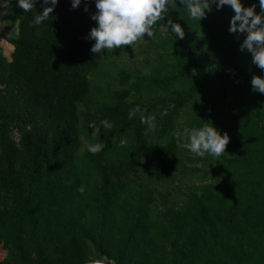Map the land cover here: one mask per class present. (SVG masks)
Listing matches in <instances>:
<instances>
[{"label": "trees", "instance_id": "1", "mask_svg": "<svg viewBox=\"0 0 264 264\" xmlns=\"http://www.w3.org/2000/svg\"><path fill=\"white\" fill-rule=\"evenodd\" d=\"M177 3L184 38L145 34L141 68L118 61L142 40L91 53L94 0H59L35 26L41 0L6 4L17 33L10 57L0 46V264H264V94L251 87L264 73L228 31L230 7L199 21ZM137 106L154 130L128 118ZM205 124L228 133L226 152L184 158L175 134ZM188 173L202 181L169 203L159 187Z\"/></svg>", "mask_w": 264, "mask_h": 264}, {"label": "clouds", "instance_id": "2", "mask_svg": "<svg viewBox=\"0 0 264 264\" xmlns=\"http://www.w3.org/2000/svg\"><path fill=\"white\" fill-rule=\"evenodd\" d=\"M59 0H41L42 11L36 14L31 26L39 25L46 21ZM82 0H71L73 9L80 6ZM17 7L23 12H31L36 0H16ZM96 11L92 13L91 20L95 21L85 39L92 40L91 53L96 56L111 49L121 48L125 45L131 47L138 41L155 38L156 34L167 35L171 33L175 39L184 38L181 24L169 18V11L177 0H94ZM179 4L187 9L191 18L201 21L208 12L228 6L233 15L230 18L228 31L243 34L240 44L241 51L251 54V63L264 73V0H257L250 5H245L244 0H179ZM257 6L259 11H257ZM84 11H88L85 6ZM168 18L165 20V18ZM163 21V23H159ZM253 91L264 94V75H253L251 79ZM140 113V120L149 130L156 127L155 116H145L139 106L131 109L128 118L133 119ZM161 115H167L162 113ZM100 125L108 128L107 121H100ZM99 133V126L93 129V136ZM177 146L204 157L206 154L214 158L220 157L226 151L229 143L227 132L223 134L212 124L200 127H185L175 134ZM103 145L90 144L87 148L92 154L100 152Z\"/></svg>", "mask_w": 264, "mask_h": 264}, {"label": "rangeland", "instance_id": "3", "mask_svg": "<svg viewBox=\"0 0 264 264\" xmlns=\"http://www.w3.org/2000/svg\"><path fill=\"white\" fill-rule=\"evenodd\" d=\"M10 0H0V46L3 49V52L6 56L10 57L11 52L13 51V47L6 40L7 36L15 35L17 33V25L15 23H10L3 19L1 16L4 13V8L6 4H8ZM149 41L145 38L141 41L142 47H136L131 52H127L125 56L118 61L119 65L122 66H130L131 68H141L144 66L145 57L148 56V53L145 52L148 50L146 47L148 46ZM105 74V73H103ZM111 74L110 76H112ZM14 139L19 140L20 134L18 132L14 133ZM193 153L188 152L187 150L183 151L184 158L192 155ZM197 157V156H196ZM186 162L189 166L194 164L189 161ZM197 166H202V162H197ZM201 173L199 174H191L188 173L186 175H180L175 183L168 186H160L159 191L161 195H167L169 203H177L181 204L183 200L186 199V195L189 190L193 188L194 185L200 183L202 180L200 179ZM4 254L0 251V258L3 257Z\"/></svg>", "mask_w": 264, "mask_h": 264}, {"label": "water", "instance_id": "4", "mask_svg": "<svg viewBox=\"0 0 264 264\" xmlns=\"http://www.w3.org/2000/svg\"><path fill=\"white\" fill-rule=\"evenodd\" d=\"M90 264H105L103 262H94V263H90Z\"/></svg>", "mask_w": 264, "mask_h": 264}]
</instances>
